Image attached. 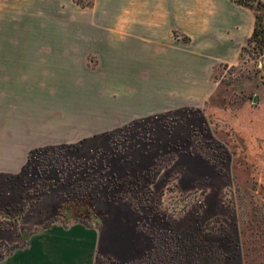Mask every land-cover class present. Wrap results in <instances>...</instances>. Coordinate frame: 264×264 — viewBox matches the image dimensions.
Returning <instances> with one entry per match:
<instances>
[{"label": "rangeland", "instance_id": "rangeland-1", "mask_svg": "<svg viewBox=\"0 0 264 264\" xmlns=\"http://www.w3.org/2000/svg\"><path fill=\"white\" fill-rule=\"evenodd\" d=\"M263 65L248 47L203 109L30 151L0 174V259L57 222L98 230L94 264H264Z\"/></svg>", "mask_w": 264, "mask_h": 264}, {"label": "crops", "instance_id": "crops-1", "mask_svg": "<svg viewBox=\"0 0 264 264\" xmlns=\"http://www.w3.org/2000/svg\"><path fill=\"white\" fill-rule=\"evenodd\" d=\"M77 1L0 0V174L32 150L203 109L254 27L231 0ZM98 243L93 226L54 222L0 264H94Z\"/></svg>", "mask_w": 264, "mask_h": 264}, {"label": "trees", "instance_id": "trees-1", "mask_svg": "<svg viewBox=\"0 0 264 264\" xmlns=\"http://www.w3.org/2000/svg\"><path fill=\"white\" fill-rule=\"evenodd\" d=\"M93 0H78L77 3L83 7L90 6ZM234 4L250 11L254 17V27L247 44L242 48L240 58L248 47L255 50L257 57L264 54V0H231ZM184 40H187L183 37Z\"/></svg>", "mask_w": 264, "mask_h": 264}, {"label": "water", "instance_id": "water-1", "mask_svg": "<svg viewBox=\"0 0 264 264\" xmlns=\"http://www.w3.org/2000/svg\"><path fill=\"white\" fill-rule=\"evenodd\" d=\"M262 70L264 71V65L262 66ZM28 238V234L27 233H24L23 234V240H26Z\"/></svg>", "mask_w": 264, "mask_h": 264}]
</instances>
